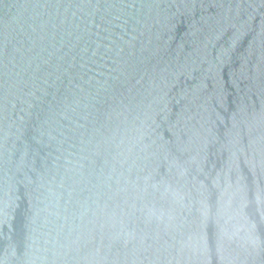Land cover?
<instances>
[{"label":"water","instance_id":"obj_1","mask_svg":"<svg viewBox=\"0 0 264 264\" xmlns=\"http://www.w3.org/2000/svg\"><path fill=\"white\" fill-rule=\"evenodd\" d=\"M0 264H264V0H0Z\"/></svg>","mask_w":264,"mask_h":264}]
</instances>
